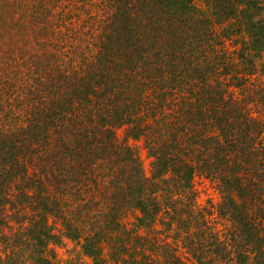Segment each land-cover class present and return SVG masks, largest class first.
I'll return each instance as SVG.
<instances>
[{
	"label": "trees",
	"instance_id": "1",
	"mask_svg": "<svg viewBox=\"0 0 264 264\" xmlns=\"http://www.w3.org/2000/svg\"><path fill=\"white\" fill-rule=\"evenodd\" d=\"M91 1L0 0V233L18 226L0 264H53L61 236L91 264H187L177 244L197 264H264L260 92L234 96L226 79L242 77L213 30L238 21L252 67L264 0ZM197 173L217 184L223 230L195 207Z\"/></svg>",
	"mask_w": 264,
	"mask_h": 264
},
{
	"label": "rangeland",
	"instance_id": "2",
	"mask_svg": "<svg viewBox=\"0 0 264 264\" xmlns=\"http://www.w3.org/2000/svg\"><path fill=\"white\" fill-rule=\"evenodd\" d=\"M91 1V0H90ZM92 2V1H91ZM194 4L198 8H203V3L201 0H193ZM264 19V13H263ZM226 28V29H225ZM225 31L222 33V31ZM228 29V32H227ZM213 30L217 34H221L224 36L222 38V49L231 56L233 59L234 64L236 65L234 68V72L238 73L241 76L242 81L237 82V80H228L226 81L229 83L231 91L234 93L235 97H238V94H242L239 98L245 95L243 91V85L246 86L248 90H256L259 91V96L255 97L257 104L249 105V107L253 109L255 114H260L264 116V101H260V96H264V77L259 74V64L264 62V50L258 60H255L253 66L251 67L248 62L246 61H239V57L241 56L242 52L247 53L245 50L244 43L246 42V34L244 32L243 26L236 20L229 21L222 25L215 24L213 26ZM240 55V56H239ZM238 57V59H237ZM232 72V74H234ZM253 73L252 75H247L249 73ZM237 75V74H236ZM235 84H240V87L236 89L234 87ZM259 100V101H258ZM117 138L121 141L124 138V129H117L116 130ZM127 144L137 153L139 159L141 161V165L143 168V173L146 177L150 176V163L151 159L147 156V153L144 149V145L142 140H132L129 139ZM192 190L194 195V204L197 210L201 211L203 215L206 216L208 223L212 226V228L216 230H223L224 220L220 219L217 215V206L220 202V195L217 190V184L215 180L205 177L201 174H195L192 179ZM91 195H87L84 197L82 202H78L77 208L74 209L78 212V209L81 212V218L85 217V215L90 216L93 214L92 210L89 212L88 210L82 209V203L89 202ZM86 213V214H85ZM88 213V214H87ZM11 214V213H10ZM138 215V213L134 210L127 211L126 214L121 218V223L127 228H131L134 222V218ZM84 219V218H83ZM49 223L53 225L55 228V232L59 234V222L50 218ZM159 234L157 235L158 238L164 240L165 242L171 243V232L170 231H163V228L158 226ZM18 230L17 223L11 220L10 218L7 219V226L4 227L0 233L1 235L10 237L13 235L15 231ZM178 253L184 259L185 263L187 264H197L191 256L187 253L185 249H183L180 244H177ZM50 249L53 253V264H91L90 260L85 258L80 250V243L73 242L67 240L63 236H61V241L58 245L50 246ZM4 246L0 241V254L3 255Z\"/></svg>",
	"mask_w": 264,
	"mask_h": 264
}]
</instances>
